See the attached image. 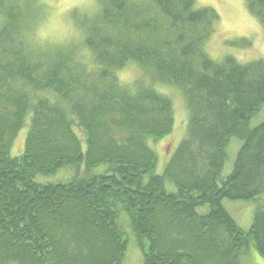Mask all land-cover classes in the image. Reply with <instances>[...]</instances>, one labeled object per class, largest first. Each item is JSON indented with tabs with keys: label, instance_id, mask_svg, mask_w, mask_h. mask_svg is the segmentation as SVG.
Wrapping results in <instances>:
<instances>
[{
	"label": "trees",
	"instance_id": "trees-1",
	"mask_svg": "<svg viewBox=\"0 0 264 264\" xmlns=\"http://www.w3.org/2000/svg\"><path fill=\"white\" fill-rule=\"evenodd\" d=\"M244 1L264 31V0ZM97 2L73 14L82 41L55 45L35 37L42 0H0V264H121L124 218L143 264H242L252 246L264 259V121L251 126L264 59L211 58L220 16L196 0ZM129 68L138 77L121 83ZM161 87L188 114L164 175L150 145L174 126ZM234 138L243 144L225 177ZM83 164L67 182L36 181ZM225 199L258 202L249 231Z\"/></svg>",
	"mask_w": 264,
	"mask_h": 264
},
{
	"label": "rangeland",
	"instance_id": "rangeland-1",
	"mask_svg": "<svg viewBox=\"0 0 264 264\" xmlns=\"http://www.w3.org/2000/svg\"><path fill=\"white\" fill-rule=\"evenodd\" d=\"M43 16L35 30V37L41 44H63L68 42H81L82 34L76 28L73 19L75 11L80 14H94L98 9L97 0H42ZM199 6L211 7L215 9L220 21L216 32L208 44L207 52L215 60H221L225 56H233L240 63L264 59V31L259 22L248 11L244 0H196ZM244 41L250 42V46L242 47ZM239 45V46H238ZM80 51L88 53L85 49ZM82 52V53H83ZM85 59L88 60V54ZM139 75L134 68L125 70L120 75L121 83H132ZM161 89L170 95L174 106V126L172 133L162 139L150 142L151 147L157 153L156 173L164 175L165 169L171 159L174 150L183 139L187 127L188 114L181 95L169 87ZM264 121V105L260 111L252 118L251 126L256 127ZM24 128L16 139L14 153L20 154L23 149L26 136ZM243 142L239 138H234L227 149V160L223 169L226 177L232 172L237 154ZM84 164L81 166L65 167L50 176H37L36 181L42 184L67 182L83 174ZM94 169L89 174H97ZM81 177H84L81 176ZM79 177V178H81ZM166 187L172 190L171 180L166 179ZM223 205L234 217L238 226L247 232L253 223L258 202L254 201H233L225 199ZM124 218V217H123ZM120 227L124 238L128 241L127 251L121 264H143V253L137 244L134 232L130 229L128 219H122ZM248 249L241 257L242 264H264V259L257 255L255 249Z\"/></svg>",
	"mask_w": 264,
	"mask_h": 264
}]
</instances>
